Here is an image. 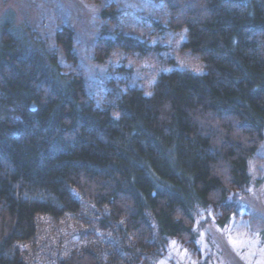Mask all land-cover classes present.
<instances>
[{"label": "trees", "instance_id": "trees-1", "mask_svg": "<svg viewBox=\"0 0 264 264\" xmlns=\"http://www.w3.org/2000/svg\"><path fill=\"white\" fill-rule=\"evenodd\" d=\"M153 1L158 28L183 32L204 72L160 73L149 94L127 88L104 107L57 55L1 27L0 264L198 262L203 228L232 217L234 238H247L238 211L264 141V0ZM114 7L100 18L115 23ZM73 37L64 28L56 42L76 62ZM151 48L117 32L94 56ZM208 242L202 264L218 254Z\"/></svg>", "mask_w": 264, "mask_h": 264}, {"label": "rangeland", "instance_id": "rangeland-1", "mask_svg": "<svg viewBox=\"0 0 264 264\" xmlns=\"http://www.w3.org/2000/svg\"><path fill=\"white\" fill-rule=\"evenodd\" d=\"M109 6H115V23L100 18L101 10ZM6 21L12 24L15 36L30 41L29 46L57 55L66 76H81L86 94L98 107L114 105L127 88H140L149 94L157 76L175 68L197 74L204 72L197 56L181 50L185 40L183 32L158 28L157 22L165 26L166 16L162 4L153 0H0V29ZM64 28L73 32L76 62L67 60L56 42V34ZM117 32L147 41L152 48L142 55L114 51L105 63H98L94 56L96 41ZM249 175L250 186L240 199L238 211L240 220L246 218L248 236L244 242L233 236L236 231L232 217L222 227L210 224L200 232L201 261L188 260L181 254L164 260V264L204 263L214 251L209 238L219 249L209 264H261L259 259L264 258V141L250 160ZM246 233L242 231L243 235Z\"/></svg>", "mask_w": 264, "mask_h": 264}, {"label": "bare ground", "instance_id": "bare-ground-1", "mask_svg": "<svg viewBox=\"0 0 264 264\" xmlns=\"http://www.w3.org/2000/svg\"><path fill=\"white\" fill-rule=\"evenodd\" d=\"M259 262H260L261 264H263V263H264V258H260V259H259Z\"/></svg>", "mask_w": 264, "mask_h": 264}]
</instances>
